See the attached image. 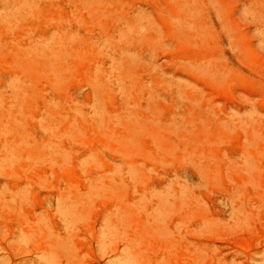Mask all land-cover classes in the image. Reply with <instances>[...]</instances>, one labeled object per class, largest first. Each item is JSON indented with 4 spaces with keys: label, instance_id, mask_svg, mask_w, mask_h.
<instances>
[{
    "label": "rangeland",
    "instance_id": "374dc122",
    "mask_svg": "<svg viewBox=\"0 0 264 264\" xmlns=\"http://www.w3.org/2000/svg\"><path fill=\"white\" fill-rule=\"evenodd\" d=\"M0 264H264V0H0Z\"/></svg>",
    "mask_w": 264,
    "mask_h": 264
}]
</instances>
